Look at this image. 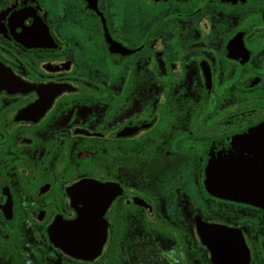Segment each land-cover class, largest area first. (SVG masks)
Returning a JSON list of instances; mask_svg holds the SVG:
<instances>
[{"label":"flooded vegetation","instance_id":"flooded-vegetation-1","mask_svg":"<svg viewBox=\"0 0 264 264\" xmlns=\"http://www.w3.org/2000/svg\"><path fill=\"white\" fill-rule=\"evenodd\" d=\"M263 122L264 0H0V264H264Z\"/></svg>","mask_w":264,"mask_h":264},{"label":"water","instance_id":"water-1","mask_svg":"<svg viewBox=\"0 0 264 264\" xmlns=\"http://www.w3.org/2000/svg\"><path fill=\"white\" fill-rule=\"evenodd\" d=\"M258 129L241 135L232 142L241 145V148L232 151L242 153L238 157L222 156V150L216 149L215 154L210 158L206 169V185L214 194L256 204L264 208V178L256 175L250 153L251 142L255 135H264V122L259 124ZM231 150L226 148L225 151ZM240 153V154H241ZM224 157V158H223Z\"/></svg>","mask_w":264,"mask_h":264}]
</instances>
